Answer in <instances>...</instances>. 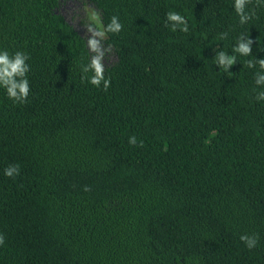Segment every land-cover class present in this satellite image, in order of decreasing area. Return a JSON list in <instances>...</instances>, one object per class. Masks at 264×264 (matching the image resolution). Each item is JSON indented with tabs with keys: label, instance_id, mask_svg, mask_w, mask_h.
I'll return each instance as SVG.
<instances>
[{
	"label": "trees",
	"instance_id": "obj_1",
	"mask_svg": "<svg viewBox=\"0 0 264 264\" xmlns=\"http://www.w3.org/2000/svg\"><path fill=\"white\" fill-rule=\"evenodd\" d=\"M59 1L0 0V51L30 68L23 104L0 88V264H264V85L247 67L264 0L243 25L234 0H88L123 25L106 91L81 82L89 53ZM241 35L251 54L219 68Z\"/></svg>",
	"mask_w": 264,
	"mask_h": 264
},
{
	"label": "clouds",
	"instance_id": "obj_2",
	"mask_svg": "<svg viewBox=\"0 0 264 264\" xmlns=\"http://www.w3.org/2000/svg\"><path fill=\"white\" fill-rule=\"evenodd\" d=\"M252 0H234L233 9L239 18L241 25L246 24L254 13L246 12V6L251 3ZM257 6H262L260 0H256ZM87 24L85 26L86 39L85 47L89 53L88 62L81 67V82L85 80L93 87H100L103 84V90H107L110 86V79H106L104 72L105 67L102 61L109 48L104 46L103 41L107 38L109 33L119 34L123 25L120 23L117 16H112L107 25H104L100 19V15L95 10H90L86 15ZM165 26H170L172 31H176L177 28L180 31L188 32L187 20L178 12L169 11L166 14ZM182 26V27H181ZM227 33H223L221 38H225ZM252 40L248 36L241 35L237 38L236 46L233 48V55H228L221 51L215 57V62L219 68L225 71L233 66L237 61V54L239 56L247 57L251 54ZM29 57L24 52H15L10 55L8 51H0V88L5 90L6 96L14 104H23L28 97L30 88L29 81L27 79V73L30 68L26 61ZM259 66V71L255 73V84L264 85V59L248 60L247 67L255 68ZM89 73L91 75H89ZM257 100H264V92H259L256 96ZM128 143L130 146H142V142L137 145V140L134 136L129 137ZM19 165H9L4 169V175L9 178H15L19 175ZM89 189L85 187L84 191ZM241 242H243L248 250H252L257 246L258 237L256 235H241ZM4 245V236L0 234V246Z\"/></svg>",
	"mask_w": 264,
	"mask_h": 264
},
{
	"label": "rangeland",
	"instance_id": "obj_3",
	"mask_svg": "<svg viewBox=\"0 0 264 264\" xmlns=\"http://www.w3.org/2000/svg\"><path fill=\"white\" fill-rule=\"evenodd\" d=\"M90 10H95L99 13V10L88 0H60L56 12L59 13L86 42V39L89 38V36H86L85 29L88 22L86 15ZM103 43L106 48L110 49V51L107 53L102 63L104 64V67H110L116 62V55L113 49L107 45L105 40Z\"/></svg>",
	"mask_w": 264,
	"mask_h": 264
}]
</instances>
